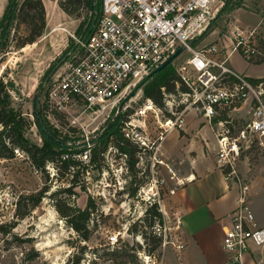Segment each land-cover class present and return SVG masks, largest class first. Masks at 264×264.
Instances as JSON below:
<instances>
[{
    "label": "rangeland",
    "instance_id": "374dc122",
    "mask_svg": "<svg viewBox=\"0 0 264 264\" xmlns=\"http://www.w3.org/2000/svg\"><path fill=\"white\" fill-rule=\"evenodd\" d=\"M19 4L22 0H18ZM44 8L45 27L36 40L22 48L16 46L20 38L27 35L28 29L20 23L14 28L15 21L9 29L5 39V47L0 50V64L5 66L3 79L6 81V91L14 107L19 108L23 116L32 122L26 136L36 145L42 144L38 127L34 123V109L37 110L44 100L46 87L60 71L62 62L73 56L79 50L77 41L84 40L79 33V24L83 21L85 11L81 10L80 17L72 18L65 15L58 6V0H41ZM227 0H222L215 17L205 31L193 43V48H207L213 44L219 47L227 46L231 50L230 32L238 28L242 31L255 30L256 38L260 40L264 49V0H229L224 13L220 14ZM233 3V4H232ZM8 0H0V23L6 13ZM4 23V22H3ZM4 39L2 43H4ZM190 57V53L182 51L172 62L176 69ZM225 65L250 79L264 78V62L249 61L240 52H233L227 57ZM49 67L52 70L48 73ZM59 69V70H57ZM140 84V83H139ZM131 89L127 95L111 111L106 119L102 118L93 123L87 116L80 118L87 130H94L89 138L81 130H76L75 136L68 133L67 121L59 120V124L52 126L62 140L65 135L70 138L83 137L85 143L100 133L105 125L118 113H125V121L135 125L145 126V135L153 147H140L137 154L133 175L136 178L131 187H136L134 196L127 194L129 182L126 157L119 155L116 148L110 145L104 154L101 168L88 166L70 167V173L60 177L57 169L46 164L43 170L33 166L25 152L18 148L13 151V157L0 160V264H65L72 256L79 253L81 246H85L83 259L80 264H224L228 262L229 254L217 251L211 256H203L199 250L193 248L178 249L181 244L178 220H181L176 195L184 186L185 179L179 178L164 155L165 149H174L175 136L179 130L164 133L160 142L157 137L161 132L157 122H163L171 116L166 107L159 108L142 93V88ZM41 90L39 105L38 92ZM172 100L179 112L184 105L179 103L182 96L179 92L172 94ZM151 101L153 111L145 117H138V111ZM159 111L158 112V109ZM176 112V111H175ZM77 112L73 113V115ZM243 115V114H242ZM233 118H240V114L232 113ZM183 129L191 143L204 147L202 140L207 143L215 141L208 122L195 109H188L184 114ZM192 124V127H191ZM1 130V127H0ZM141 131V129H140ZM197 133L196 138L193 135ZM83 141L69 140L68 145L81 147ZM159 142L163 149L158 151ZM190 142V141H189ZM208 148V147H207ZM211 150V148L209 147ZM203 153L205 155L204 149ZM85 152L81 156H73L82 164L87 162ZM179 158H181L179 156ZM207 162L213 164V156L206 149ZM200 157L196 159L195 167L199 165ZM215 161V159H214ZM184 167L190 165V160ZM237 176L230 181L237 180L249 186V205L256 221L264 220V150L252 148L244 152L236 164ZM71 175V176H70ZM73 176V177H72ZM127 176V177H126ZM236 183V182H235ZM232 189L237 185H232ZM71 189V193L61 194L64 189ZM238 188V186H237ZM45 190L39 204L31 208L32 198L38 192ZM124 191V194L120 193ZM54 193H58L52 197ZM25 199L20 210L16 206L19 197ZM88 198L94 203L92 222L90 223V238H82L71 229L61 217L58 201L78 209H84ZM58 200V201H56ZM161 214L160 221L152 227H146L150 221V213L146 210L153 205ZM150 212V211H149ZM17 214H24L23 217ZM182 221V220H181ZM180 221V222H181ZM132 226L137 228L132 232ZM160 230V235H158ZM152 237L161 240L160 247L148 252L152 246ZM125 248V256L110 258L107 254L113 248ZM219 249V248H218ZM221 253V250L219 249ZM219 254L217 257L215 255ZM247 258L243 264H262L264 262V247L251 246L244 254ZM262 261V262H261Z\"/></svg>",
    "mask_w": 264,
    "mask_h": 264
},
{
    "label": "built area",
    "instance_id": "2783aa9c",
    "mask_svg": "<svg viewBox=\"0 0 264 264\" xmlns=\"http://www.w3.org/2000/svg\"><path fill=\"white\" fill-rule=\"evenodd\" d=\"M221 5L222 0H101L95 30L77 41L78 52L62 62L48 86L44 98L46 120L56 126L63 117L67 129L81 130L89 138L94 130H87L90 124L81 123L83 115L92 123L106 119L131 89L183 47L190 57L176 69V75L187 89L180 93L179 103L184 107L177 112L172 94L162 89L171 116L156 121L161 129L157 139L161 142L168 131L182 130L184 114L189 108L195 109L214 134L217 167L226 177H236V164L244 152L255 147L264 150V78H247L225 63L233 52H240L249 61H261L264 49L255 30L238 28L231 31V50L217 44L193 48L192 42L205 31ZM4 69L0 64V80L6 84ZM150 105L148 100L137 116L155 113ZM232 113H239L240 118H233ZM122 131L140 147L148 148L150 143L151 149L154 145L143 135V124L128 120ZM84 152L87 159L88 152ZM235 182L238 205L225 218L221 241L222 249L229 254L227 264H241L251 246L264 247V226L256 223L249 205V186Z\"/></svg>",
    "mask_w": 264,
    "mask_h": 264
},
{
    "label": "trees",
    "instance_id": "16d2710c",
    "mask_svg": "<svg viewBox=\"0 0 264 264\" xmlns=\"http://www.w3.org/2000/svg\"><path fill=\"white\" fill-rule=\"evenodd\" d=\"M6 13L0 23V50L5 47V39L9 33L10 26L15 21L14 28L18 27L20 23L26 25L28 32L24 38H20L16 46L22 48L27 44L33 43L38 38L45 27L44 20V8L41 0H22L19 4L18 0H8ZM228 1L222 7L220 14L224 13L228 6ZM233 4V3H232ZM58 6L61 11L68 17L78 18L80 17L81 10L85 11V17L79 24V33L83 39L87 38L94 30L101 13V0H58ZM4 22V23H3ZM201 36L197 37L200 38ZM196 38V39H197ZM4 39V43H2ZM195 39V40H196ZM195 40L192 42H195ZM264 62V59L261 60ZM52 70L49 67L48 73ZM49 86V85H48ZM48 86L45 89L44 97L47 93ZM142 88V93L146 98L150 99L159 108L163 107V91L166 94H176V92H186V87L180 82L177 77L172 63L168 64L162 70L150 74L137 86ZM163 89V91H162ZM125 113H118L111 121H109L104 129L98 133L92 140L85 143L83 137L77 136V138H70L65 135L61 140L59 138L56 129H54L44 116V100L39 105L37 110L34 109L33 116L35 118L34 123L38 127L42 138V144L36 145L27 136L26 131L30 129L32 122L25 118L19 108L13 106L11 99L6 91V84L0 80V160L10 159L13 157V151L15 148L25 152L29 157L31 163L38 170H43L46 164L53 165L60 177L65 173H70V167L84 165L82 169L85 171L88 166H95V168H101V164L104 161V154L110 145L116 148L119 155H124L127 162V174L128 178L132 176L129 182V187L136 178L133 175L135 171V164L138 162L137 154L141 152V149L133 143L130 139L126 138L123 134L122 127L125 119ZM63 117H59L60 119ZM68 133L71 136H75V128H68ZM83 141L82 146L75 148L74 145H68L69 140ZM84 151H87V162L82 164L77 158H73L75 155H81ZM71 176V175H70ZM126 176V177H127ZM73 177V176H72ZM137 191L136 187H131L127 190V194L134 196ZM45 190H42L30 196L33 200L31 208L36 207ZM71 193V189H64L59 194ZM124 194V191H120ZM58 193H54L52 197H55ZM25 198L19 197L16 201L18 211L20 210L21 203ZM58 201V200H56ZM60 207L58 211L65 223L73 229L83 241H87L90 238V223L92 222V211L94 209V203L91 198H88L84 209H78L74 206L67 205L63 201H58ZM150 211V212H149ZM146 213H150V221L146 227H152L154 223L160 221L161 214L157 209V205L153 204ZM23 217L24 214H17ZM132 232H136L137 228L132 226ZM161 245L159 238L152 237V246L148 249V252L157 250ZM85 246H81L79 253L72 256L70 262L65 264H80L83 259ZM127 249L125 248H113L108 252V256L112 259L125 256Z\"/></svg>",
    "mask_w": 264,
    "mask_h": 264
},
{
    "label": "crops",
    "instance_id": "0c3cea01",
    "mask_svg": "<svg viewBox=\"0 0 264 264\" xmlns=\"http://www.w3.org/2000/svg\"><path fill=\"white\" fill-rule=\"evenodd\" d=\"M196 136L197 133L193 135L195 138ZM175 137L174 149H165L164 155L178 177L185 179L184 186L176 195L179 211L182 214L179 226L181 249L189 247L198 249L206 257L211 256L217 249L218 253L222 255L224 251L221 245L223 226L227 215L238 205V188L236 186L234 190L232 189V185L236 184L226 177L214 161L213 145L215 141L209 144L202 140L204 155L202 147L192 144V138L187 135L184 129L179 130V134ZM161 148L163 149V146L160 143L158 151ZM206 149L213 156V164L207 162ZM198 156L201 161L195 167ZM188 160H190V165L184 167L183 164ZM256 223L259 226H264V220H258ZM246 258L244 255L241 264ZM258 263L259 261L256 262V264Z\"/></svg>",
    "mask_w": 264,
    "mask_h": 264
},
{
    "label": "water",
    "instance_id": "95a60500",
    "mask_svg": "<svg viewBox=\"0 0 264 264\" xmlns=\"http://www.w3.org/2000/svg\"><path fill=\"white\" fill-rule=\"evenodd\" d=\"M183 51V47H179L174 54H172L168 59H166L162 64H160L153 72L152 74L162 70L164 67H166L168 64L172 63L175 58ZM41 94V90L38 92V98H37V106L39 105V97ZM214 148V145H213Z\"/></svg>",
    "mask_w": 264,
    "mask_h": 264
},
{
    "label": "bare ground",
    "instance_id": "6f19581e",
    "mask_svg": "<svg viewBox=\"0 0 264 264\" xmlns=\"http://www.w3.org/2000/svg\"><path fill=\"white\" fill-rule=\"evenodd\" d=\"M148 109H150V108H148Z\"/></svg>",
    "mask_w": 264,
    "mask_h": 264
}]
</instances>
